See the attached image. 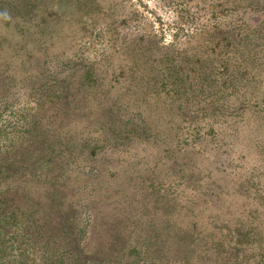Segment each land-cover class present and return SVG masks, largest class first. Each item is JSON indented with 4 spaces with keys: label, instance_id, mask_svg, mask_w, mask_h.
I'll list each match as a JSON object with an SVG mask.
<instances>
[{
    "label": "rangeland",
    "instance_id": "obj_1",
    "mask_svg": "<svg viewBox=\"0 0 264 264\" xmlns=\"http://www.w3.org/2000/svg\"><path fill=\"white\" fill-rule=\"evenodd\" d=\"M0 169L92 264H249L264 0H0Z\"/></svg>",
    "mask_w": 264,
    "mask_h": 264
},
{
    "label": "trees",
    "instance_id": "obj_2",
    "mask_svg": "<svg viewBox=\"0 0 264 264\" xmlns=\"http://www.w3.org/2000/svg\"><path fill=\"white\" fill-rule=\"evenodd\" d=\"M9 193H0V264H28L30 248L42 251L37 264H92L89 244L81 242L86 236L84 231L80 233V240H77L75 226L58 227L50 224L48 220L51 217L46 216L41 209H31L25 196H10ZM243 232H246L243 236L247 235L248 241L238 244L250 253L249 264H264V241H261L264 225L249 227ZM11 240L18 245H26L17 256L23 258L20 261L11 259ZM187 261L180 259L174 263Z\"/></svg>",
    "mask_w": 264,
    "mask_h": 264
}]
</instances>
